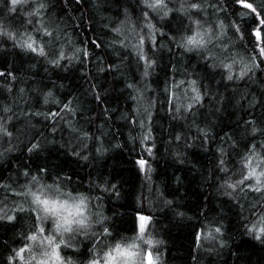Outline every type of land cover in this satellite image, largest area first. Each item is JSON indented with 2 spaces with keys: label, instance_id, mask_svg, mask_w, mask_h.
<instances>
[{
  "label": "trees",
  "instance_id": "1",
  "mask_svg": "<svg viewBox=\"0 0 264 264\" xmlns=\"http://www.w3.org/2000/svg\"><path fill=\"white\" fill-rule=\"evenodd\" d=\"M40 2L46 7L38 19L55 30L51 39L57 49L68 41V54L77 47L82 52L80 60H62V67L56 68L0 36V73H11L0 76V120L12 133L0 134V208H10L13 202L27 208L25 198L17 193L31 175H40L43 183L58 185L62 192L89 197L92 212L110 228L104 239L109 247L131 242L138 234L139 217L145 215L151 218L145 232L161 241L156 264H264V242L245 230L264 211V193L224 189L223 173L218 171L222 159L229 169L239 167L246 145L264 141L259 134L253 141L245 125L254 121L258 129L264 128V65L250 78L213 77L212 72L226 70L209 67L213 61L206 60L202 50L180 46L181 37L191 34L187 26L195 27L178 10L180 0L169 2L172 11L167 17L145 9L143 0H30L32 7ZM193 2L202 5L190 10L193 20L206 21L204 28L213 26L218 33L208 48L217 51V62L234 58L236 75L240 62L247 63L252 54L250 33L264 18L257 17L264 0H246L257 13L234 6L232 0ZM9 7L10 0H0V24L18 29V39L26 38L33 28L25 16L28 7L17 6L15 12ZM144 11L149 12L147 19ZM181 20L185 28L177 30ZM121 22L141 34L149 31L148 24L155 26L154 38L144 45L155 61L147 77L144 62L137 60L139 39L127 31H113ZM83 51L89 55L83 56ZM193 80L201 100L192 110L177 113L176 95L186 94L185 104L193 102ZM49 91L52 96L46 103ZM138 95L144 99H133ZM146 101L151 103L152 139L141 144L143 131L131 120L138 108L143 112ZM5 107L10 111L5 113ZM84 133H88L87 147L74 140ZM204 133L210 139H201ZM33 143L40 148L28 152L26 146ZM148 145H154L150 152ZM140 159L146 161L143 170ZM16 217L0 221V264H7V257L25 243V234L34 227L35 213H16ZM45 227L51 231V220ZM99 227L78 236L75 249L62 246V255L76 264H87L96 253L102 256L92 238ZM216 227L221 228L216 239L205 240L204 233H214Z\"/></svg>",
  "mask_w": 264,
  "mask_h": 264
},
{
  "label": "snow or ice",
  "instance_id": "2",
  "mask_svg": "<svg viewBox=\"0 0 264 264\" xmlns=\"http://www.w3.org/2000/svg\"><path fill=\"white\" fill-rule=\"evenodd\" d=\"M171 0H143L145 9L155 12L157 15L162 13V17H167L169 12L172 11L168 7ZM11 7L8 8L9 12H15L17 6L20 8L28 7L29 10L25 12V16L28 17L27 24L32 25V32L26 34V38L18 39L21 34L18 29H10V26L0 24V36L7 37L8 40L13 41L15 47L19 48L23 52L35 54L41 58H44L46 62L56 68L62 67L61 61L67 60L68 63H72L73 60H80L79 53L82 52L81 48H74L71 54L65 51V46L69 43L64 41L59 43L58 49L56 44L52 41V37L55 34V30H50L46 27L42 20L38 19L41 16V11L46 7L44 2L38 3L35 7H32L30 0H10ZM234 6L243 5L244 8L250 9L251 12L257 13V8L252 3H247L246 0H232ZM202 5L193 0H180L179 11L185 13L188 19L192 21L195 27L187 26L186 30L191 34L181 37L180 46L187 51L202 50L204 58L206 60H212L209 65L212 69L222 68L226 72H212L211 75L215 77L219 75L221 79L228 81H234L249 77L255 74L256 69H261V65H264V18L258 20V24L251 29L252 37V54L247 63L240 62L241 67L239 72L234 75V66L238 63L234 58L225 60H219L217 62V51L208 48V43L218 35L216 28L209 26L204 28V23L201 19L193 20V13L190 10H200ZM262 11L257 13V17H264V3L260 5ZM199 15V11L195 13ZM143 17L147 19L149 12L144 11ZM219 28L223 29V23L221 22ZM149 29L146 33H138L135 27L125 28L123 22L118 27L113 29L114 32L122 34L127 31L128 35L136 36L139 39V46L136 49L137 60L144 62L145 71L143 75L147 77L149 75L148 69L151 68L155 61L152 60L145 52V40L148 38H154V28L152 24H148ZM185 28L183 20L180 21L178 29ZM237 31L240 29L237 27ZM35 33V35H33ZM125 36V39L128 38ZM59 38L57 37V40ZM123 44V41H120ZM151 51V49H149ZM83 56H88L86 51H83ZM102 70V69H101ZM264 71V69H261ZM11 75V73H0V76ZM183 83V81L181 82ZM196 81H191V91L196 93L192 98V103L185 104L184 101L188 99L187 95H176L175 110L179 113L182 109L189 111L194 108V103H199L201 100V93L195 87ZM129 87H133L129 85ZM139 93L141 90L136 89ZM52 96L51 91L45 94V102H48V97ZM99 100L100 97L97 96ZM133 99L140 101L144 99L138 95ZM70 103V102H69ZM65 109L69 112L71 109L68 104L64 105ZM151 107L150 101H146L143 106V112L141 113L139 108L137 109V116H134L131 120L133 124H139L143 135L141 137V144L152 139L151 113L149 111ZM5 113L10 109L5 107L3 109ZM49 115L55 117L58 113H50ZM143 115V119L137 117ZM11 119V117H8ZM246 129L250 127L251 139L255 141L256 135L264 137V128L258 129L254 121L245 122ZM55 130V129H53ZM0 134L10 137L11 132L8 131L6 121L0 120ZM88 133H84L81 137H74L78 146L87 147L86 139ZM203 140L210 139L207 133H204L201 137ZM176 140H180V136H176ZM28 152H33L40 148L37 143L26 146ZM154 145H148L147 150L150 152ZM97 152L101 151V148L96 149ZM223 155V149L220 150ZM87 157H85L86 159ZM139 164L143 169L146 165L144 159L139 160ZM239 167H233L229 169L224 166V160L220 161L219 172L223 173L221 187L224 189H241L247 188L250 191L257 193H264V141L252 143L250 146L246 145V152L240 156ZM39 172L44 173L45 169L41 168ZM24 175L29 177V173L25 171ZM239 177V178H237ZM43 177L40 175H31L27 182L21 186L22 191L17 195L23 196L27 203V208L24 205L12 203L11 207L0 208V221L11 222L15 220L16 213L31 212L36 214V220L33 229L25 234V243L14 249L12 254L7 257V264H76L71 257H65L62 255L63 248L75 249L79 245L78 236H87L90 232L94 231V225H100L99 229L95 230V235L92 237L97 241L95 247L100 248L103 252L102 256L99 253L93 255V257L87 262V264H153V258L158 261L159 253L156 250L161 241L154 240L152 236L145 232V221H149V216L141 215L139 232L132 239L131 242H117L113 247H109L104 244V239L110 235V228L104 226L103 217H98L94 214L89 206V197L80 193L77 196H72L68 193V197L71 198L72 203L69 204L67 200H60L59 197L63 194L60 187L55 184H47L42 182ZM115 185H111V189L115 190ZM106 191L108 189H105ZM55 194V198H53ZM171 203V202H167ZM9 211L11 214H8ZM51 220V231L49 232L45 227V222ZM246 232L253 236L257 241L264 242V211H262L257 217L245 225ZM48 232V234H45ZM221 233V228L216 227L213 232H205L204 239L213 241L216 239V234ZM33 242V243H29ZM38 242L34 247V243ZM139 242V243H138ZM221 243L223 241L221 240ZM106 249V250H105ZM27 253V255H25Z\"/></svg>",
  "mask_w": 264,
  "mask_h": 264
},
{
  "label": "clouds",
  "instance_id": "3",
  "mask_svg": "<svg viewBox=\"0 0 264 264\" xmlns=\"http://www.w3.org/2000/svg\"><path fill=\"white\" fill-rule=\"evenodd\" d=\"M63 194L59 197L60 200H67L69 204L72 203L71 198L68 197V192H62ZM78 195V194H77ZM77 195H72V196H77ZM53 198H55V194H53Z\"/></svg>",
  "mask_w": 264,
  "mask_h": 264
},
{
  "label": "rangeland",
  "instance_id": "4",
  "mask_svg": "<svg viewBox=\"0 0 264 264\" xmlns=\"http://www.w3.org/2000/svg\"><path fill=\"white\" fill-rule=\"evenodd\" d=\"M139 166H140V169H141V170L144 169V168H143V169L141 168V165H140V164H139ZM144 167H145V166H144ZM140 223H141V222H140V220H139L138 228H139ZM144 223H145V225H147V221H145ZM145 228H146V227H145ZM138 232H139V229H138ZM32 243H33V242H32ZM37 244H38V242H35V243H34V247H35V245H37ZM26 255H27V254H26Z\"/></svg>",
  "mask_w": 264,
  "mask_h": 264
},
{
  "label": "bare ground",
  "instance_id": "5",
  "mask_svg": "<svg viewBox=\"0 0 264 264\" xmlns=\"http://www.w3.org/2000/svg\"><path fill=\"white\" fill-rule=\"evenodd\" d=\"M153 264H156V259H155V257L153 258Z\"/></svg>",
  "mask_w": 264,
  "mask_h": 264
}]
</instances>
